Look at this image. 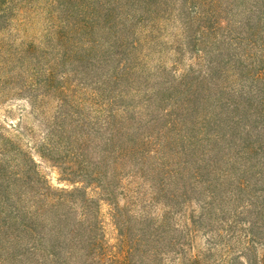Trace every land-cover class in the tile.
I'll return each mask as SVG.
<instances>
[{
  "label": "trees",
  "instance_id": "trees-1",
  "mask_svg": "<svg viewBox=\"0 0 264 264\" xmlns=\"http://www.w3.org/2000/svg\"><path fill=\"white\" fill-rule=\"evenodd\" d=\"M15 94L0 264H264V0H0Z\"/></svg>",
  "mask_w": 264,
  "mask_h": 264
},
{
  "label": "rangeland",
  "instance_id": "rangeland-1",
  "mask_svg": "<svg viewBox=\"0 0 264 264\" xmlns=\"http://www.w3.org/2000/svg\"><path fill=\"white\" fill-rule=\"evenodd\" d=\"M12 98V101L4 102L0 105V125L2 124L6 126L11 122H14V124H18L21 121V114H25L23 110H25V105H27L29 102L27 101V95L15 94L12 96ZM28 122L30 124H34L37 128H39L38 125H40V120H37L33 116L28 117Z\"/></svg>",
  "mask_w": 264,
  "mask_h": 264
}]
</instances>
